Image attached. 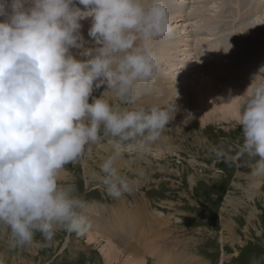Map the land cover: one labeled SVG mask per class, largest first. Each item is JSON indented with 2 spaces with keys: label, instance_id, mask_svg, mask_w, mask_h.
I'll list each match as a JSON object with an SVG mask.
<instances>
[{
  "label": "clouds",
  "instance_id": "1",
  "mask_svg": "<svg viewBox=\"0 0 264 264\" xmlns=\"http://www.w3.org/2000/svg\"><path fill=\"white\" fill-rule=\"evenodd\" d=\"M89 18L96 47L85 49ZM173 34L168 0H0V225L15 245L90 228L86 201L60 181L65 165L104 139L113 147L100 166L107 194L138 185L117 165L125 143L143 148L175 119V104L138 103L161 70L151 42ZM238 124L241 154L258 157L250 175L264 177V83L246 95Z\"/></svg>",
  "mask_w": 264,
  "mask_h": 264
},
{
  "label": "rangeland",
  "instance_id": "2",
  "mask_svg": "<svg viewBox=\"0 0 264 264\" xmlns=\"http://www.w3.org/2000/svg\"><path fill=\"white\" fill-rule=\"evenodd\" d=\"M217 2L219 5L222 3ZM180 3H184L182 14L192 18L195 17L194 7L204 6L199 11L217 9L214 3L210 4L212 6L208 4L209 8L197 0H177V5ZM257 11L255 9L254 13ZM229 17L222 18L224 23L221 25L234 22ZM183 20L172 24L173 36L180 39L186 33L189 39L184 41L192 46L189 49L191 54H196L193 55L196 59L201 54L207 55L208 51L194 53L193 49L201 39L212 38L207 34L204 36L203 33L207 32L199 33L200 21ZM258 21L260 31L264 10ZM190 30L196 34L191 35ZM160 39H154L155 44ZM171 46V50H167L170 58L173 55L170 63L174 61L175 54L180 53ZM219 49L217 52L222 54L223 50ZM224 60L216 59L218 67L227 64L228 61ZM190 62L194 64L188 67L191 72L184 68L177 74L188 71L190 77L195 73L200 78L210 76L198 73L199 63L195 59H190ZM160 63L161 70L156 78L159 85L155 82V86L150 85L157 95L154 94L152 99L142 97L138 103L147 106L149 103L161 106L175 104V98L167 96L169 86L172 90L169 84L172 77L168 73L162 75L167 67L166 62ZM207 68L214 71L217 67ZM243 76V71L237 75L241 80ZM106 88L105 84L96 89L93 96H100ZM148 95L151 93L144 96ZM213 117L214 120H206L202 124L201 121L175 116L157 141L143 148L135 142L125 143L117 166L122 175L138 181V185L120 198L110 197L101 179L104 173L100 166L112 154V145L104 139L91 146L90 154L86 149L80 158L65 165L60 182L75 187V194L86 201L84 214L89 219L88 214L91 213L92 218L106 227L104 234L98 232L103 236H99L95 243H88L90 235L95 233L92 226L83 234L58 227L50 241L37 232L31 244L19 246L14 244L10 230L0 225V253L4 254L6 264H108L100 252L101 246L107 243H113L114 247L122 249V253H126L129 244L130 247L137 245V256L143 257L147 264H253V261L264 264V177L250 175L258 157L246 152L241 154L243 134L237 121ZM217 149L223 152L222 156L216 155ZM121 263V260H115L112 264Z\"/></svg>",
  "mask_w": 264,
  "mask_h": 264
},
{
  "label": "bare ground",
  "instance_id": "3",
  "mask_svg": "<svg viewBox=\"0 0 264 264\" xmlns=\"http://www.w3.org/2000/svg\"><path fill=\"white\" fill-rule=\"evenodd\" d=\"M197 1L199 3L202 2V4H206V6L208 4L210 5L211 3H214L217 9L215 11H199L201 10L199 8L203 9L204 6H199V8L194 7L195 17L192 18L190 15L186 16L182 14L181 10L184 6V3H180L177 5V0H168V8H171L169 13L172 17L171 19H173L172 24H178L182 21V19H184L183 21H200L202 25L199 28V33L207 32L203 34L204 36L205 34H207L206 36L211 37L212 40H210L212 42L210 40L205 41L201 39L200 42L196 40L198 43H196V48L193 50L194 53L195 51H208L207 55L203 52L204 54H201V57H197L198 59H196V57L193 56L196 54H191L189 49L192 46L188 41H184V39H189L186 37V33L181 35L180 39L178 37H174L175 35L172 37H168L169 42H167L168 38L167 40H163L166 37H162L157 44H155V40L151 42V44H155V46L152 45V47L154 51H156L160 62H166L167 68H164V74H161L166 75L168 73L172 77L171 80L168 79L170 80L169 84L172 85V90H170L171 86H169L170 89L167 88L169 91L168 95L167 93L166 95L170 98H175L174 103L177 107V111L179 112V114L175 115L177 117L181 116L184 119L190 118L194 122L201 121L202 124L206 120L210 121L213 116L217 117L219 120H230L229 122L233 120L238 122L242 105L246 100V95L251 94L252 88L256 85L257 82L264 83V23L262 24V29L258 31V27L260 26L258 18H260L264 10V0H219L222 1V3L220 2L221 5H219L217 0ZM255 9L256 11L257 9H259L257 11L258 13L256 14L254 13ZM229 16L232 17L233 20ZM219 17L221 19H219ZM228 17L234 22H231L229 25L226 24L227 22L224 25H221L224 23L221 22L222 18L226 19ZM209 18L213 19L214 23H212ZM81 24V33L84 37V48H93V46H96L95 42L88 36V30L92 24L91 18L82 20ZM230 25L232 26V28L230 27ZM228 27H230L231 29ZM224 28H227L226 32H229L227 35ZM222 31L224 32L223 34ZM191 33H193L194 35L195 32H191L190 30V34ZM197 37L199 36H195L194 38ZM169 43H172L171 45L173 46L169 45ZM169 46H171L172 49L174 48L175 50H177V52H180L175 54V58L172 63L170 62L172 61L173 55L172 58H170L169 52L167 51L171 50L169 49ZM219 47L221 50H223L222 54L221 52H217L216 50L219 49ZM71 51L72 54L75 55L78 59L85 58L81 55L83 49H72ZM217 58H220V61L225 59L228 62L227 64H220V67H218V62L216 61ZM190 59H195L199 63L198 65L200 66L196 64L198 67V73H208L210 76H204L203 78H200V76H197L196 73L194 77L188 76L191 74V69L189 70L188 67L194 65L190 62ZM207 67L217 68H214V71H208L209 68ZM184 68L190 72L187 71L188 73L186 72L185 74H177L179 70ZM241 71L244 72L243 80L237 77L238 73ZM218 74H220L221 76ZM160 77L158 78L160 79ZM154 82L156 83L157 80H155ZM157 85H159V83ZM153 88L149 86L146 90V93H151V95L143 97L154 98V94L156 93ZM247 90L248 93L246 94ZM164 93L162 92V95ZM160 94L158 93V95ZM169 97H167L166 99H168ZM164 101L167 102L168 100ZM153 102L154 101H152V103ZM144 105L147 106L146 104ZM149 105L152 104L149 103ZM88 216L90 224L95 231V233L93 232L94 236L90 235L88 243H92L94 241L97 242L99 241V236H103L99 235L98 232L101 231L104 234L106 227L104 228L103 226H101L99 220H95V217L92 218L91 213L88 214ZM122 241L126 240L122 239ZM113 245V243H107L105 245H102L100 248V252L103 254L104 259L106 260V262H108V264H112L115 260H121L123 264H147V261L144 260L143 257L141 258L146 263L138 260V258L136 257L137 252L134 251V248H136L135 246L137 245H131L130 247L129 244V249L125 250L126 253H122V249H117V247H114Z\"/></svg>",
  "mask_w": 264,
  "mask_h": 264
},
{
  "label": "crops",
  "instance_id": "4",
  "mask_svg": "<svg viewBox=\"0 0 264 264\" xmlns=\"http://www.w3.org/2000/svg\"><path fill=\"white\" fill-rule=\"evenodd\" d=\"M105 228V227H104ZM112 248V247H111ZM114 249V248H113ZM137 248H134V251L136 252L137 250H136ZM136 254V253H135ZM136 257L138 258V260H140V261H142V262H145L144 260H142V258H141V256L139 257V256H137V254H136ZM146 263V262H145Z\"/></svg>",
  "mask_w": 264,
  "mask_h": 264
}]
</instances>
